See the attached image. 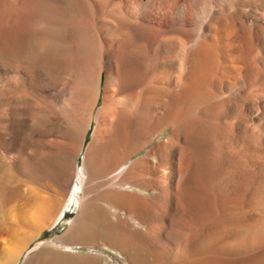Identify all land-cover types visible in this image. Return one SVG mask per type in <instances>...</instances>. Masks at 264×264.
Listing matches in <instances>:
<instances>
[{
	"label": "bare ground",
	"instance_id": "bare-ground-1",
	"mask_svg": "<svg viewBox=\"0 0 264 264\" xmlns=\"http://www.w3.org/2000/svg\"><path fill=\"white\" fill-rule=\"evenodd\" d=\"M71 206L65 264H264V0H0V236Z\"/></svg>",
	"mask_w": 264,
	"mask_h": 264
},
{
	"label": "rangeland",
	"instance_id": "rangeland-1",
	"mask_svg": "<svg viewBox=\"0 0 264 264\" xmlns=\"http://www.w3.org/2000/svg\"><path fill=\"white\" fill-rule=\"evenodd\" d=\"M93 129H94V123L92 124V126L89 129V132H88V134L86 136V139H85V144L82 147V151L80 152V154H79V156L77 158V164H79V165L82 164L83 157L85 155L87 147H88V145L90 144V142L92 140L91 132L93 131ZM143 154H144V152L141 153L140 155L134 157L132 160L142 156ZM74 209L75 208H73L71 206L66 211L65 216L62 218V220L60 222L56 223L55 225H53L50 228L49 227L45 228L42 231V233L34 241H32L30 243V246L27 249L23 250V252L22 251L19 252V248L20 247L17 248L15 245L13 246V242H16V241H14V238H15V240H17V238L19 237L18 238V240H19V239H22L24 237L23 235H26L24 233H26L27 230L24 227L16 231V234H15L16 236L15 237L6 236V237L1 238V236H0V264H5L7 259H8L7 256H9L11 254L12 255H14V254L16 255L17 254V257L20 255L19 258L12 264H40V263H42V264H65L66 259L70 255L67 256L66 252L54 250L50 246H47V244L44 243V242L53 240V239H55L57 237H62L67 232V230L70 228V224L73 222V220H75V218H76V216H77V214L79 212V208H77L75 210ZM104 214L106 216H104ZM101 215H103V216H101ZM104 217H106V218L108 217L109 218L108 214L105 211H102V212L96 214L94 216V218L92 217L94 219V220H92V224H94L95 228L98 227V228L94 229L95 230V234H96V236L94 238L95 239L98 238V239L95 240L96 242L99 241V240L102 241V240L106 239L105 238L106 235H102V234H103V232L105 233L106 231H108L105 228L110 226V224H109L108 218L106 220ZM96 218H97V220L95 221ZM13 219H15V218L12 217L10 222H14L15 220H13ZM89 222H91V220ZM97 222H99V223H97ZM105 224H106V226H105ZM96 225H98V226H96ZM104 226H105V228H102ZM21 230L23 231L22 232L23 234L20 232ZM97 231H99V232H97ZM18 235H20L21 237L18 236ZM5 238H6V240H5ZM10 239H12V240L10 241ZM27 241H26V243H27ZM17 245H18V241H17ZM36 245H38V246H36ZM21 248H22V246H21ZM21 248H20V250H22ZM67 250L70 251L71 253L73 252L74 254L81 255V256H83V255H91V254H94V255H97V256L101 255V256H104L105 259L108 262L110 260H112V256H113V257L116 258L117 261H116V263H113V262L110 261L109 264H126L124 258H122L118 254L114 253L111 249H103V251L101 250L98 253H93L92 252L93 249L91 248V245H88V246H85V247L84 246H76V247H73V248H68ZM18 252L19 253L22 252V253L18 254ZM30 252H32V253L29 255ZM7 254H9V255H7ZM47 257L50 259V261L48 260ZM46 260H48V261H46ZM43 261H46L48 263H46V262L43 263ZM72 262H73V264H83L82 261H80V259H78V258H76V260H73ZM90 263L91 264H107L106 261L101 259V258H91V262Z\"/></svg>",
	"mask_w": 264,
	"mask_h": 264
}]
</instances>
